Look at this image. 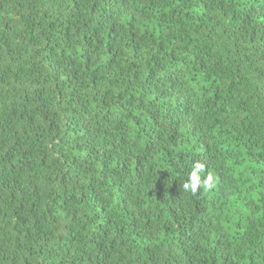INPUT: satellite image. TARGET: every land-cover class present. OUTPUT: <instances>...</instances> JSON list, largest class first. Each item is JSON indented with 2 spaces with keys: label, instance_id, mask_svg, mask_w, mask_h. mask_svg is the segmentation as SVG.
I'll use <instances>...</instances> for the list:
<instances>
[{
  "label": "trees",
  "instance_id": "16d2710c",
  "mask_svg": "<svg viewBox=\"0 0 264 264\" xmlns=\"http://www.w3.org/2000/svg\"><path fill=\"white\" fill-rule=\"evenodd\" d=\"M0 264H264V0H0Z\"/></svg>",
  "mask_w": 264,
  "mask_h": 264
},
{
  "label": "clouds",
  "instance_id": "9594fccd",
  "mask_svg": "<svg viewBox=\"0 0 264 264\" xmlns=\"http://www.w3.org/2000/svg\"><path fill=\"white\" fill-rule=\"evenodd\" d=\"M206 165L201 161H194L188 173L187 179L184 181L182 187L185 191H190L195 194L201 186L210 188L213 184V176L208 174L202 177L205 172Z\"/></svg>",
  "mask_w": 264,
  "mask_h": 264
}]
</instances>
